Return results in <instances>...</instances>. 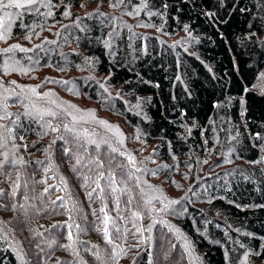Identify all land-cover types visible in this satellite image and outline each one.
<instances>
[{"label": "trees", "instance_id": "trees-1", "mask_svg": "<svg viewBox=\"0 0 264 264\" xmlns=\"http://www.w3.org/2000/svg\"><path fill=\"white\" fill-rule=\"evenodd\" d=\"M142 1L147 7L143 6L140 19L151 26L143 32L134 27L137 34L112 33L122 18L106 13L102 6L116 0H50V7H40L38 13L25 12L18 17L8 38L0 40V50L13 45L29 50L0 52V116L5 111L4 97L11 114L0 119V125L11 127L14 137L0 153L7 150L10 159L24 162L6 165L0 177H7L6 184L12 186L19 176L17 195L14 198L7 195L6 200L27 196V204L18 203L16 207L17 217L8 211L10 230L27 252H38L37 257L43 252V257L48 258L46 264H64L69 257L75 259L73 264H80L81 260L86 264H128L121 256L112 259V247L103 233L96 230L103 227L100 208L106 204L108 214L117 217L115 198L119 195L120 214L124 217L137 209L150 213L144 207L141 189L152 196L151 179L158 176L168 179L166 186L175 189L169 165L182 166L183 171L194 169L197 158L208 156L214 123L231 120L241 132V159L252 165L253 178L238 180L223 190L220 193L223 198L219 197L216 204L231 224L247 228L256 236L251 244L256 251H262L260 260H264V88L258 87L264 71V0ZM123 2L126 4L128 0ZM93 5L101 9L87 10V14L80 12L84 6ZM67 7L74 11L69 12ZM56 8L59 9L54 14L47 15ZM65 12L70 15H64ZM178 36L189 37L191 42L171 45L167 41ZM120 45L123 50L116 55L109 50V46ZM6 61L16 67H29L30 75L6 70ZM46 71L49 72L45 74ZM33 87L40 97L27 91ZM49 92L54 94L53 98L56 96L77 108L78 102L73 97L122 118L134 139L138 135L143 140L140 154L146 159L142 161L147 179L131 177L124 181L134 197L131 205L127 204L128 193L112 194L107 181H101L103 202L98 198L99 189L93 192L95 184L84 177L95 178L98 171L107 176L116 164L107 166L105 162L110 157L105 156L102 148L97 149L84 139L76 142L65 132L63 125L71 124V120L64 107L49 103L51 98H42ZM33 103L60 114L45 116L41 121L35 115H27L29 111L35 112ZM49 120L53 126L59 125L60 130L43 134L41 124ZM77 128L80 129L79 124ZM65 148L70 151L65 152ZM96 153L104 156L103 169L88 163ZM77 157L82 161L80 165L76 164ZM161 163L167 166L161 167ZM125 183L117 181L120 188ZM156 204L158 200H153L154 207ZM27 205L29 208L22 209ZM73 205L75 210L69 211ZM93 210L97 215H93ZM203 223L202 231L205 227L207 231L215 228L214 220L208 225ZM67 224L73 225L74 238L78 232L76 224L85 229L79 232V240L87 242L77 245L79 257L62 247L70 243ZM176 224L193 241L206 264H228L224 247L201 235L192 220H176ZM109 227L117 244V234ZM228 234L227 229L216 233L214 240L229 244ZM138 243L134 245L140 247ZM96 252L102 260L96 258ZM135 254L132 264H149L152 260L149 251L142 249ZM0 264H19L17 255L3 239H0Z\"/></svg>", "mask_w": 264, "mask_h": 264}, {"label": "rangeland", "instance_id": "rangeland-1", "mask_svg": "<svg viewBox=\"0 0 264 264\" xmlns=\"http://www.w3.org/2000/svg\"><path fill=\"white\" fill-rule=\"evenodd\" d=\"M100 4V3H99ZM116 2L103 7L106 13H114L119 15L122 19L118 20L119 23L116 24L115 29L112 33L114 34H137L134 31V27L139 29V32L145 31L144 28L151 26L145 20L140 19L141 13L144 10L145 3L142 0H128V3H120L118 6L113 7ZM59 8L53 9L52 14ZM96 9H101L99 5H93L90 7L84 6L80 10L81 13L87 14L88 11H94ZM137 9H140L137 12ZM69 12L74 11L73 8L67 7ZM149 15V12H148ZM138 19H140L138 21ZM16 21V20H15ZM14 21V22H15ZM12 24V27L14 25ZM12 30V29H11ZM189 37L184 38H167V41L171 45H176L178 43L191 42ZM122 39V36H121ZM264 45V44H263ZM189 45H185L188 48ZM264 47V46H263ZM114 55L118 54L121 48L114 46L110 47ZM17 68L26 69V71L21 72L16 70L21 74L30 75L29 67L17 66ZM49 71H46L47 74ZM33 74V73H31ZM37 74V73H35ZM38 77V75H36ZM43 76L39 77L40 79ZM106 78V77H105ZM260 89L264 88V71L260 75L259 82ZM0 85L1 82H0ZM5 88V87H4ZM2 93V86H0V94ZM55 100V105L59 104L60 107L66 108L69 104L60 98L49 97ZM75 102H78V108L83 110L85 113L89 110L95 112L97 120L107 121L109 124L118 126L120 132L123 134L124 142L123 144L117 143L119 137H117L114 132L108 131L102 125L96 123L95 121H89L87 123H81L80 129L86 128L89 133H95L96 135L92 138L96 139L97 142L101 144L103 152H105L106 157H110L105 164L107 166L115 163V168L110 171V173H115L118 176L117 181H129L130 178H142L147 179L146 173L143 169V163L146 161L145 157L142 158L140 154L141 146L143 145V140H141L138 135L133 137L129 130V127L125 124L124 120L120 117L112 116L104 109L101 110L96 105L89 103L82 98H74ZM73 105V104H71ZM69 111L75 113V109H69ZM68 118L72 121V117L67 114ZM211 129V128H210ZM87 140L86 138H82ZM108 140L109 143L120 149V151L130 154L135 157V167L131 165L127 160V155L121 156L119 153H111L108 144H104L103 141ZM241 143L242 137L241 132L238 128L234 126V122L226 120H218L214 123L213 130L210 133V139L208 142L207 157L205 159H196V167L189 168L183 171V168H178L176 166H170L169 170L171 172V184L174 185L175 189L168 188L166 182L168 179L158 177H153L151 179L153 187L151 188L152 196H164L167 200L179 201L176 204L168 205L166 211H157L145 213L143 209H137L133 211H138L144 217L143 220H138L137 224L142 225L145 231L137 235L138 232L133 227L132 223L126 220H121L117 224L125 226L128 231L125 238H118L117 244L123 248V253L120 255L123 260L132 264L135 260L137 252L143 249V251H149V255L152 256L151 264H206L203 255L199 253L195 244L192 240L184 235V233L179 229L176 224V220L190 219L196 224L197 230L203 236L209 237V240L216 244L221 245L225 249L227 263L228 264H243L244 256L248 255V261L246 264H264V260L261 259L262 251H256L255 247L251 244L252 238L256 236L247 228L238 227L231 224L228 219H225L222 212L218 209V204L216 200L223 196L220 194L223 190L230 187L232 184H236L238 180L251 179L253 178L252 165L243 162L241 159ZM95 157L103 159L102 154L96 153ZM141 159V160H140ZM3 160V158H2ZM145 160V161H142ZM147 163V162H146ZM161 167H166L167 165L161 163ZM158 167V164H157ZM157 167H154V172H156ZM174 167V169H173ZM140 169L137 171L136 169ZM127 172V174L122 176V173ZM11 177V176H10ZM7 177H0V189H12L11 185H7ZM6 193V191H5ZM7 193L4 197L0 198V221L3 222V229L6 236L8 237L6 242L7 246L12 249L17 255L19 264H21V255H23L24 260L28 261L29 264H46L48 263V258L43 257V252L37 257V253L27 252L23 246L21 240L18 236L10 230L9 226V215L8 211L12 216L17 217L18 203L21 205H26V199H20L9 201L6 200ZM167 200L161 202L158 200V204L155 205L156 209H162L165 207ZM15 205V208L12 205ZM157 206V207H156ZM27 207H22V209H27ZM131 217V214L127 218ZM156 221L153 224V221ZM214 220L215 228L212 231H207V227L202 231L203 227L201 224L208 225ZM152 225L151 231H147L148 227ZM227 227V228H225ZM176 229H179L177 233ZM228 230V242L223 243L220 240H214L216 233ZM142 236V237H141ZM186 241L191 246V251L186 248ZM139 242L140 247H136L134 244ZM138 243V244H139ZM227 244V245H225ZM229 245V247H227ZM64 264H73L75 259L69 257ZM88 258L89 255H88ZM86 257V259H88ZM71 260H74L71 262ZM89 260V259H88ZM90 261V260H89ZM52 264H55L54 262Z\"/></svg>", "mask_w": 264, "mask_h": 264}, {"label": "snow or ice", "instance_id": "snow-or-ice-1", "mask_svg": "<svg viewBox=\"0 0 264 264\" xmlns=\"http://www.w3.org/2000/svg\"><path fill=\"white\" fill-rule=\"evenodd\" d=\"M120 3H123V0H116V4H113V7L118 6ZM50 6H51L50 0H0V40H4V39L8 38V35L11 32L13 22L18 17H22L25 12H37L38 13L40 7H50ZM144 6L147 7L146 4ZM139 11H140V9H137V12H139ZM151 14L152 13H149V15H151ZM47 15H52V13L48 12ZM64 15H70V13L65 12ZM26 38L30 39V37H26ZM16 49H19L22 52L23 51H29L28 49H24V48L20 47V45H13L10 48L0 50V52L11 53ZM18 63L19 62L17 61L16 64H18ZM5 66H6V70H9V69L11 71L19 70L21 72L26 71V69H23V68L18 69L15 65H9L7 61L5 62ZM13 83H15V82H13ZM64 83H67V82H64ZM0 86H2V85H0ZM4 91H7V89H4ZM27 91L30 92L33 96L40 97V94L37 92L35 87L29 88ZM23 94L24 93H17V95H23ZM53 95L54 94L50 93V92L45 93L44 97H42V98H49V97H52ZM6 101H7V97H4L3 108L5 111H4V115L0 116V119H7L11 115L10 113L7 112L8 104ZM48 102L49 103H56L55 100H51V99H49ZM56 106L60 107L61 105L57 104ZM32 108L35 110V112L33 113L32 111H29L27 113V115H29V116L35 115L41 121L44 119L45 116L57 117L60 114L57 111H54L52 108H40L35 103H33ZM69 109H75V113L69 111ZM63 110L65 112H67V114L69 116L72 117L71 124H64L63 128H64L65 132H67L73 136V138L75 139L76 142H79L82 138H86L88 144L95 145V147L97 149L100 148L101 144L99 142H97L96 139L92 138L93 136L96 135L95 133H89L88 129H86V128H83V129L77 128L78 124H81L82 122L87 123L91 120V121H95L96 123L102 125L108 131L114 132V134L117 137H119L117 143L123 144V142H124L123 134L120 132L118 126L111 125L107 121H104V120H97L94 111L89 110L85 113L83 110H81V109L77 108L75 105H71V104H69ZM41 127L44 129L43 134H47L48 130H51L52 132H58L60 130V126L59 125L53 126V124L50 120L41 124ZM0 128L4 129V131H0V149H6V146L9 142V140L14 139L13 129L11 127H8L7 125H0ZM21 139H23V137H21ZM60 139H63V137H60ZM54 142L55 141H53V143ZM103 143L109 145L111 153H119L121 156L127 155L128 162L131 165H133V167H135V157L134 156L120 151L119 148L112 146L108 140H104ZM65 144H67V141H65ZM13 147H15V145H13ZM81 147H84V145H81ZM64 151L68 152V151H70V149L65 148ZM0 154L3 155V160H0V172H2L5 169L6 165L15 166V165L24 163L21 159H10L9 158V152L7 150L3 151V153H0ZM81 163H82L81 159L79 157H77L76 158V164L80 165ZM88 163L96 165L98 169L104 168V161L101 160L98 156L95 157L94 159H89ZM73 170L75 171V167L73 168ZM136 170L140 171V169H138V168ZM4 174L6 176L8 175L7 173H4ZM125 174H127V172L122 173V176ZM84 179L85 180H92V182L96 186L93 189V192H95L97 189H99L98 198L102 202L104 201V195H103L104 187L101 185V181H107V188L110 190V192L112 194H116L118 192L121 194L128 193L127 204L131 205L133 203L134 197L131 195V190L127 188V185L123 180H121V183H125V186L123 188L118 187L117 177H116L115 173H109L106 176L103 171H98L95 178L86 176V177H84ZM136 179L139 180V177H137ZM18 181H19V176H17V182L13 183L11 192L7 193L8 196L14 198L17 195L18 190L20 188V184L18 183ZM85 187H87V185H85ZM149 187L151 188L152 186L149 185ZM45 191L47 192V189H45ZM5 195H6L5 191L3 189H0V198L4 197ZM141 195H142V198L144 199V207L147 208L150 212L166 211L168 209V205L179 203V201L167 200V197H164L162 195H160V196H149L147 193H144L143 189H141ZM88 196H89V199H91L92 198V192H89ZM25 199H27V196H25ZM60 199H63V198H60ZM115 199H116L117 217L114 218L108 214L107 206L105 204L99 210L100 213L103 214V219L101 221V223L103 224V227L102 228H100V227L96 228L97 231H101L103 233V236L106 240V243L112 247V249H113V252L111 253L112 259H118L124 250H123V248H121L119 245H117L115 243V240L113 239L112 231L110 230L109 226L111 225V229L115 231V233L117 234V238H125L128 231H130V229H127L125 226L117 224V219L126 220L127 222L132 223V225L136 229V231L141 233V234L145 231V229L143 228L142 225L137 224L138 220H143V218H144L141 215V213L138 211H132L131 217H129V218L124 217L123 215L120 214L121 210H120V205H119V201H120L119 195H117ZM153 200H160L161 202L167 200V203L165 204L164 208L158 210L154 207ZM12 207L15 208V205L13 204ZM73 210H75V205H73L72 209H69V211H73ZM124 210H127V207ZM93 215H97L95 210H93ZM70 219H71V217H70ZM98 219H99V217H98ZM155 223H156V221L154 220L153 224H155ZM2 225H3V222L0 221V239H3L6 241L8 237L6 236ZM54 227H56V226L54 225ZM72 227H73L72 224H67V229H68L67 239L70 241V243L66 244V245H62V247L65 250L70 251L73 256L79 257V251H78L77 245L87 243V242L79 240V238H78L79 232L84 231L85 229H81L80 225L76 224L75 227L77 228L78 232H77L76 237L74 238L73 232L71 230ZM151 228H152V225H150L148 227V229H146V230L151 231ZM176 231L178 233L179 229H176ZM37 235H43V234L37 233ZM52 243H55V241H53ZM185 246H186V248H188L189 251H191V246H190V244L187 243V241H186ZM93 247H96V246L93 245ZM94 255L96 256V258L98 260H102V257L100 256L99 252L94 253ZM247 261H248V255L246 254L244 256L243 264H246ZM21 264H29L28 261L24 260L23 255H21ZM80 264H86V262L81 260ZM149 264H151V261H149Z\"/></svg>", "mask_w": 264, "mask_h": 264}]
</instances>
